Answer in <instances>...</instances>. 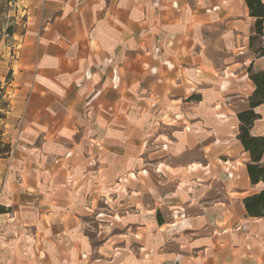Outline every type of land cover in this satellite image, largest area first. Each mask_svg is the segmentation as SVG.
<instances>
[{
	"label": "crops",
	"instance_id": "1",
	"mask_svg": "<svg viewBox=\"0 0 264 264\" xmlns=\"http://www.w3.org/2000/svg\"><path fill=\"white\" fill-rule=\"evenodd\" d=\"M24 13L17 91L44 102L60 142L100 145L151 123L160 169L178 179L172 225L194 263L264 264V217L244 204L263 184L251 183L237 137L255 88L249 68L264 69L245 0H26ZM13 219L2 220L3 264L15 255L5 243Z\"/></svg>",
	"mask_w": 264,
	"mask_h": 264
},
{
	"label": "rangeland",
	"instance_id": "2",
	"mask_svg": "<svg viewBox=\"0 0 264 264\" xmlns=\"http://www.w3.org/2000/svg\"><path fill=\"white\" fill-rule=\"evenodd\" d=\"M4 4L0 130L12 151L0 160V240L6 231L3 218L14 215L19 225L11 227L12 238L5 241L15 253L11 264H195L196 251H185L183 232L172 225L170 199L179 184L160 169L152 124L146 123L143 133L133 126L128 137L114 136L100 145L60 142L57 119L47 125L44 102L17 91L26 0H13L8 9ZM9 26L14 34H7ZM261 45L256 40L254 49ZM261 112L256 130L263 134L264 109ZM54 211V221H49L54 230L45 237L38 224ZM4 249L0 247V264Z\"/></svg>",
	"mask_w": 264,
	"mask_h": 264
},
{
	"label": "trees",
	"instance_id": "3",
	"mask_svg": "<svg viewBox=\"0 0 264 264\" xmlns=\"http://www.w3.org/2000/svg\"><path fill=\"white\" fill-rule=\"evenodd\" d=\"M13 0H0L5 3V9ZM250 16L256 18L255 32L251 37V45L264 35V0H245ZM12 26L7 28V34H14ZM256 52L264 55V47L261 45L256 48ZM249 78L253 81L255 88L249 97V108L238 113L240 140L245 151L249 153V162L247 169L252 184L262 183L263 187L256 193L244 198L246 211L251 217H264V133L253 134L254 123L261 118V113L257 108L264 104V69L253 70L249 68ZM3 118L4 115L0 116ZM12 151L11 142L3 137V131L0 130V157H7Z\"/></svg>",
	"mask_w": 264,
	"mask_h": 264
}]
</instances>
